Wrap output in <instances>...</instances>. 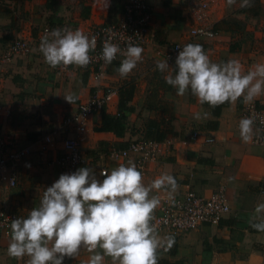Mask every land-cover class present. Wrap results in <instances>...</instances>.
<instances>
[{
  "label": "crops",
  "instance_id": "0c3cea01",
  "mask_svg": "<svg viewBox=\"0 0 264 264\" xmlns=\"http://www.w3.org/2000/svg\"><path fill=\"white\" fill-rule=\"evenodd\" d=\"M240 3L236 0L229 7L227 0H218L210 12L215 38L194 43L203 46L212 62L236 59L242 70H247L253 64L264 63V0H252L250 7H241ZM148 4L152 8L154 44L144 48L141 61L127 77L122 78L117 71L124 57L107 70L102 83L117 89V95L91 117V131L81 143L84 164L80 168L93 169L102 180L101 170L110 172L120 164L134 163L132 158L111 161L107 157L110 149H124L138 139L167 143V150L148 165L142 182L148 185L168 173L178 185L171 196L192 191L209 197L224 188L230 212L218 226H203L177 237L158 233L175 241L170 249L158 250V264H264V232L249 225L256 205L264 203V147L251 141L245 143L240 137L243 98L211 107L200 104L190 92L177 96L165 81L168 72L156 69L160 60L156 47L189 43L185 0H148ZM110 8L111 0H68L60 4L54 0H0V59L16 33L34 35L55 22L70 29L78 25L87 31L91 25L106 23ZM21 29L24 30L20 32ZM3 66L0 62V133L11 135L22 144L37 141L49 130L59 128L91 92L84 73L71 71L66 77L57 78L55 68L45 62L39 46L32 54ZM69 95L75 98L72 104L65 100ZM253 101L264 108V94ZM197 114L200 119L195 118ZM119 117L124 120L117 123ZM194 132L199 134L196 139H192ZM208 138L214 141L206 143ZM59 155L57 148L43 162L32 157L35 167H21L13 189L0 183V189L7 191L0 192V210L27 217L39 206L43 191L62 175L54 164ZM163 195H169V190L150 193L158 198ZM157 213L158 207L153 215ZM10 238L11 235L0 234V264H26L27 256L18 259L7 254ZM93 254L82 247L75 258L66 259L69 264H87ZM102 264H113L112 258L105 256Z\"/></svg>",
  "mask_w": 264,
  "mask_h": 264
},
{
  "label": "clouds",
  "instance_id": "9594fccd",
  "mask_svg": "<svg viewBox=\"0 0 264 264\" xmlns=\"http://www.w3.org/2000/svg\"><path fill=\"white\" fill-rule=\"evenodd\" d=\"M235 3L227 0L229 7ZM251 4L252 0H241L240 6ZM95 47V36L89 37L79 29L55 28L46 31L39 51L52 68L86 67ZM143 51L131 41L122 50L106 40L99 58L111 64L117 54L122 55L117 71L124 78L141 61ZM177 53L174 65L168 59L156 63L158 71L168 72L165 81L177 96L190 92L200 104L216 107L240 98L249 103L264 94V63L253 64L247 70H242L236 59L215 63L198 43H188ZM65 100L75 102L71 95ZM195 118L201 117L197 114ZM253 124L251 117L239 121L240 137L245 143L253 139ZM100 175L102 180L89 167L62 174L43 191L39 206L27 217L11 220L7 254L18 259L27 256L26 264H64L65 258H75L83 247L94 253L87 264H102L105 256L111 257L113 264H158V250L170 249L175 241L171 236H159L152 224L160 200L150 193L164 189L171 196L178 187L176 179L163 173L145 185L142 173L131 161L110 172L103 170ZM261 214L264 203L256 205L249 220L257 232H264Z\"/></svg>",
  "mask_w": 264,
  "mask_h": 264
},
{
  "label": "built area",
  "instance_id": "2783aa9c",
  "mask_svg": "<svg viewBox=\"0 0 264 264\" xmlns=\"http://www.w3.org/2000/svg\"><path fill=\"white\" fill-rule=\"evenodd\" d=\"M218 0H185L186 21L189 27V43L195 40L208 41L216 36L210 22V12ZM152 8L148 0H124L120 13L110 22L91 25L83 31L89 37H96V47L90 51V63L86 67L76 65L58 66L54 74L57 78H64L71 71L87 75L90 83V95L84 102L78 104L76 111L65 117L59 128H53L34 142L20 143L11 135L0 133V183L7 189H13L18 184L20 168L33 169L35 163L43 162L49 154L58 148L60 155L54 164L61 174H71L84 164L81 153V143L89 131L90 119L100 113L117 95V89L104 85L107 70L114 66L121 57L117 54L111 64L105 63L99 57L103 43L108 40L124 50L131 41L143 49L154 44V35L151 30ZM52 29L45 25L37 33L19 34L13 38L2 54L1 62L7 64L13 57L28 56L38 47L46 31ZM209 33L211 35H209ZM184 43H173L166 46H157L156 53L159 61L168 59L174 65L177 50L182 49ZM8 114V113H7ZM1 116V115H0ZM241 119L251 117L254 120L255 134L251 140L253 145L264 147V108L254 101L243 103L240 107ZM198 132L192 133V139L198 138ZM212 138L205 139L212 143ZM167 143L152 140L138 139L129 143L124 149L112 148L107 153L111 161H121L132 158L137 169L144 175L149 164L156 162L158 157L167 150ZM106 170V169H103ZM101 170L100 173L103 171ZM158 213L152 224L157 233L166 232L171 236H180L196 231L203 226H218L223 217L230 212L227 195L224 188L213 192L209 197L197 195L188 191L182 195H163L159 198ZM19 216L10 211L0 210V234L11 235V220ZM161 250V249H159ZM64 264H69L65 258Z\"/></svg>",
  "mask_w": 264,
  "mask_h": 264
},
{
  "label": "rangeland",
  "instance_id": "374dc122",
  "mask_svg": "<svg viewBox=\"0 0 264 264\" xmlns=\"http://www.w3.org/2000/svg\"><path fill=\"white\" fill-rule=\"evenodd\" d=\"M54 1H56V3H58V4H60L61 2L62 3H66L68 0H54ZM70 1H72V3L74 2V1H76V0H70ZM124 0H111V8H110V12H109V17H108V20H107V22H110V21H113V20H115L116 19V17H117V14H118V11H119V9H120V6L122 5V2H123ZM70 6H68V7H73V4L71 5V4H69ZM61 7H67L65 4H62V6ZM78 26V25H77ZM74 27H76V26H74ZM24 29H21L20 30V32H22ZM40 30V29H39ZM39 30H37L36 31V33L39 31ZM18 36H20L19 35V33H16V35H14V38H16V37H18ZM6 48V47H5ZM36 47H34V49H35ZM33 49V50H34ZM5 51V50H4ZM4 51H3V53H4ZM33 53V52H32ZM31 53V54H32ZM21 57H23V56H21ZM1 58H2V56H1ZM15 58H17V57H13L12 59H11V61L9 62V63H7V64H3L2 62H1V59H0V62H1V64L2 65H4V66H6V65H9ZM3 66V67H4ZM0 192L1 193H7V191L5 190V189H0Z\"/></svg>",
  "mask_w": 264,
  "mask_h": 264
},
{
  "label": "trees",
  "instance_id": "16d2710c",
  "mask_svg": "<svg viewBox=\"0 0 264 264\" xmlns=\"http://www.w3.org/2000/svg\"><path fill=\"white\" fill-rule=\"evenodd\" d=\"M88 11H89V9L87 8V9H86V15H85L84 17H87ZM118 12H120V10H119ZM61 24H62L61 22H57V23L55 22V23H49L48 26H49L51 29H55V28H68V27H66V26H62ZM123 120H124V117H119V118L116 120V122L119 123V122H121V121H123ZM105 124H106V121H105ZM104 129H106V128H104Z\"/></svg>",
  "mask_w": 264,
  "mask_h": 264
}]
</instances>
